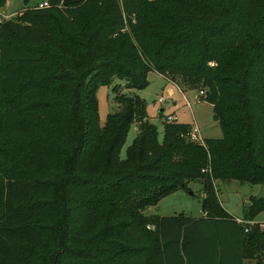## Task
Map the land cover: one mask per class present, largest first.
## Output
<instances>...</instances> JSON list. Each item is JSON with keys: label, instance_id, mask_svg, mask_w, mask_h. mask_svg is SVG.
<instances>
[{"label": "trees", "instance_id": "16d2710c", "mask_svg": "<svg viewBox=\"0 0 264 264\" xmlns=\"http://www.w3.org/2000/svg\"><path fill=\"white\" fill-rule=\"evenodd\" d=\"M47 2L0 20V264H264V197L237 224L216 194L264 182V0ZM150 71L197 89L221 136L165 117L160 134L113 83ZM99 84L118 104L103 124ZM195 181L203 217L145 213Z\"/></svg>", "mask_w": 264, "mask_h": 264}, {"label": "rangeland", "instance_id": "374dc122", "mask_svg": "<svg viewBox=\"0 0 264 264\" xmlns=\"http://www.w3.org/2000/svg\"><path fill=\"white\" fill-rule=\"evenodd\" d=\"M43 0H29L27 3L24 0H5L0 5V20L15 18L16 12L28 7L36 6ZM148 84L144 88H129L123 89L122 79H113V83H121V91H126L131 94H138L146 101V112L153 123L157 125V128L161 134L163 127L164 115L174 112L175 118L179 122L189 123L191 126H195V123L199 127V135L204 137H219L221 136V130L216 120L213 117V110L211 104L207 101L197 97L198 90L188 88L190 90L185 91L186 96L192 101L191 106H187L185 100L178 91L174 95H169L167 91V85L165 79L155 71H150L147 74ZM112 85L99 84L96 89V97L98 102V115L99 122L104 123L108 112L115 110L118 106L114 99L115 92ZM162 96L163 101H159L158 98ZM176 100L173 104L172 101ZM165 107L164 115H162L160 109ZM137 133L135 124L130 127L126 141L120 150V158L125 157V151L128 145L132 142V139ZM194 141H200V138L194 139ZM189 190L179 189L175 192L163 197L156 205L146 208L145 213L158 214L161 216H178L183 214L193 218H199L202 216L201 199L203 196L202 186L199 182H190L188 184ZM216 194L218 199L233 217H239L244 219L245 206L248 204L250 197H264V182L259 184L240 183L236 180L231 181H217L216 182ZM253 222H264V211L258 213Z\"/></svg>", "mask_w": 264, "mask_h": 264}, {"label": "crops", "instance_id": "0c3cea01", "mask_svg": "<svg viewBox=\"0 0 264 264\" xmlns=\"http://www.w3.org/2000/svg\"><path fill=\"white\" fill-rule=\"evenodd\" d=\"M165 84L167 85V91H168V93H169V95H174V93L176 92V91H178L180 94H182V97H183V99L185 100V104L187 105V106H191V104H192V101H190L189 99H188V97L186 96V93H185V91H188V90H190V89H188L187 87H184V86H181V87H179L178 85H176L175 83H172V82H169V81H167V80H165ZM197 97L199 98V96H198V94H197ZM206 101V100H205ZM176 102V100H173L172 101V103L174 104ZM208 102V101H207ZM209 104H211L210 102H208ZM212 106V105H211ZM165 109V107L164 106H162V110L160 109V111H163ZM173 113V115H174V112H172ZM163 115H164V112H163ZM165 116V115H164ZM175 116V115H174ZM195 125H197L196 123H195ZM198 126V125H197ZM198 129H199V127H198ZM199 135V134H198ZM199 137H200V139H202V136H200L199 135ZM223 206V205H222ZM224 209L230 214V212L224 207ZM146 214H148V213H146ZM231 215V214H230ZM204 216V213L202 212V216L201 217H203ZM201 217H199V218H201ZM237 219H241V218H239V217H234V220H235V222L238 224V222H237ZM243 264H254V262H253V260H248V259H246V260H244L243 261Z\"/></svg>", "mask_w": 264, "mask_h": 264}, {"label": "built area", "instance_id": "2783aa9c", "mask_svg": "<svg viewBox=\"0 0 264 264\" xmlns=\"http://www.w3.org/2000/svg\"><path fill=\"white\" fill-rule=\"evenodd\" d=\"M49 5H48V2H47V0H43L42 2H39L38 4H37V8H44V7H48ZM199 93L201 94V93H203V90H200L199 91ZM158 100L159 101H163V97L162 96H160L159 98H158ZM165 118L167 119V120H175L176 118H175V116L173 115V114H171V113H168V114H166L165 115ZM199 129H198V126L197 125H195L194 127H192V129H191V131H190V138L191 139H197L198 137H199ZM200 138V137H199ZM237 222L239 223V224H248L249 222H246V221H244L243 219H237ZM251 223V222H250ZM261 227H264V224H262L261 225ZM248 230V228L247 227H245V231H247Z\"/></svg>", "mask_w": 264, "mask_h": 264}, {"label": "water", "instance_id": "95a60500", "mask_svg": "<svg viewBox=\"0 0 264 264\" xmlns=\"http://www.w3.org/2000/svg\"><path fill=\"white\" fill-rule=\"evenodd\" d=\"M161 110H162V108H161Z\"/></svg>", "mask_w": 264, "mask_h": 264}]
</instances>
